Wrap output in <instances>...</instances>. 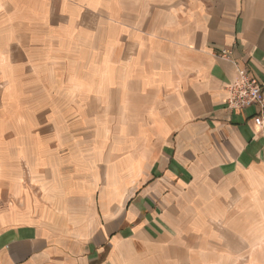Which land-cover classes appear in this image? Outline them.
<instances>
[{
  "label": "crops",
  "instance_id": "obj_1",
  "mask_svg": "<svg viewBox=\"0 0 264 264\" xmlns=\"http://www.w3.org/2000/svg\"><path fill=\"white\" fill-rule=\"evenodd\" d=\"M51 39L106 57L101 122L1 155L29 184L0 192V264H264L260 108L226 105L264 84V0H0V96Z\"/></svg>",
  "mask_w": 264,
  "mask_h": 264
},
{
  "label": "rangeland",
  "instance_id": "obj_2",
  "mask_svg": "<svg viewBox=\"0 0 264 264\" xmlns=\"http://www.w3.org/2000/svg\"><path fill=\"white\" fill-rule=\"evenodd\" d=\"M68 28L69 32L73 31V26ZM68 43L62 42L63 49L60 42L51 39L44 56L34 58L28 73H11L22 87L8 86V95L0 96V157H8L3 153L16 148H21L23 153L29 152L33 148L31 144L42 141L49 148L69 139L89 143V129L101 122L98 117L96 119L98 111L91 96L93 92H100L101 81L105 79L106 57L91 55L93 42H86L78 49ZM104 107L99 105V109ZM5 164L6 168L0 169L3 178L23 176L24 184L12 180V186L1 185L2 195L23 190L29 184L23 167L14 168L16 164L8 161Z\"/></svg>",
  "mask_w": 264,
  "mask_h": 264
},
{
  "label": "built area",
  "instance_id": "obj_3",
  "mask_svg": "<svg viewBox=\"0 0 264 264\" xmlns=\"http://www.w3.org/2000/svg\"><path fill=\"white\" fill-rule=\"evenodd\" d=\"M227 52L223 53L225 56ZM227 108L231 111H242L259 107L260 112L255 116L257 128L264 126V84L254 80L248 72L238 71V77L227 86Z\"/></svg>",
  "mask_w": 264,
  "mask_h": 264
}]
</instances>
